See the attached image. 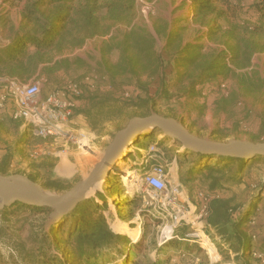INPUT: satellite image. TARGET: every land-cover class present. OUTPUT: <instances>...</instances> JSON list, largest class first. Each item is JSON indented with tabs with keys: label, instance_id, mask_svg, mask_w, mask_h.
Returning <instances> with one entry per match:
<instances>
[{
	"label": "rangeland",
	"instance_id": "374dc122",
	"mask_svg": "<svg viewBox=\"0 0 264 264\" xmlns=\"http://www.w3.org/2000/svg\"><path fill=\"white\" fill-rule=\"evenodd\" d=\"M30 1L32 0H0V44L8 42L11 28H20L24 23L23 13ZM108 2L109 0H97L96 15L105 32L87 38L82 45L66 46L61 52H51L50 59L42 64L37 73L27 78L26 82L41 79L43 95H46L53 88H62L70 81H81L87 75L96 74L98 85L93 92L99 95H110L111 91L108 90L110 87L107 82L111 76L108 74V68L114 66L121 57L117 44L132 28L141 27L147 29L157 39V47L164 59V68L159 75L152 77L145 74L143 76L146 89L139 87L136 79H126L129 85L125 87V90H130L132 97L126 99L120 93L117 97L120 100L119 104L145 100L149 108L125 105L112 115V119L103 118L104 116L99 118L96 129L88 125V120L84 115L75 114L79 125L94 134L91 151L81 152L71 142L68 143V150H65L64 139L58 138L55 141L53 137L44 139L35 136L30 127H25L22 121L14 119L12 116L14 105L9 100L6 108H0V165L6 158L9 160V171L5 175H22L30 179L33 177L36 179L35 182L41 184L42 187L43 183L50 179H65L74 185L78 180L87 177L94 166L103 159L108 145L113 141L117 132L126 127L131 118L152 113L173 117L179 120L183 127L200 137H211L212 129L220 125L228 133L227 139L252 140V137L258 136L261 138L258 141H264V32L259 35H252L250 32L240 33L243 39L241 40L242 46L244 43H251L255 49L251 55V61L241 66L237 64L240 60L235 62L231 58L226 59L228 70L223 76L224 86L221 84L220 91L230 98L231 102L223 105L224 107H213L211 102L214 95H212L207 102L208 105L204 107L199 100L183 96L182 92L188 88L189 79L186 77L182 81L179 80L183 68L171 61L169 50L165 48V39L157 34L155 26L168 21L169 29L180 34V41L183 44L201 42L204 43L207 51L231 54L233 51L231 45L238 43L231 40L227 33L229 23L219 19L214 26H219L215 28L217 33L211 36L208 23L193 19L190 0H135L133 10L127 12L122 9L115 10V14L118 15L116 19L112 18L108 10ZM252 18L255 19V17ZM45 67L47 68L44 69ZM0 76H5V74L0 73ZM83 87L86 88V86ZM2 91L3 88L0 87V94ZM104 111L107 109L105 108ZM156 136L163 138L159 132ZM166 144L169 146L166 156L171 159L176 157L179 176L191 199L195 200L196 189L208 186L205 181L207 173L197 176L195 182L188 181L186 174L193 166L192 164L200 162V157L188 153L178 155L177 152L182 151L180 143L167 140ZM138 145L141 144L138 143ZM132 146H129L127 152L117 159L108 174L97 182V185L100 183L99 187L89 197L93 199L90 206L95 202L98 203L100 206L97 208L106 217L110 228L119 234L122 240L126 238L125 244L103 251L101 264L121 262L124 255L129 252L132 258L140 261L141 264H151L153 261L151 254L156 250L157 253L160 252L167 256L178 252L180 247H192L187 242L176 240L159 248V227L151 220L147 209L144 210L145 196L142 190L135 189V187L130 190L125 187L128 184L121 183L123 186L121 194L116 196L113 191L114 184L115 187H120L117 183L120 172L124 173L132 169L134 164L139 165L142 162L141 153L143 151L141 148ZM64 154L65 156L62 157ZM62 159L69 160L74 165V172L70 175L62 174L58 170V163ZM252 169L253 173H249L248 168L243 170L244 176L250 180L258 174L259 184H264V164H254ZM224 184L222 192H226L227 195L231 194L235 204L248 203L250 206L254 203L249 202L254 191L247 183L226 184L224 182ZM43 188L58 193L66 191ZM100 193L105 196L106 206H104L105 201L100 197ZM133 196H138L139 207H135L131 213L128 211L130 209H126L127 206L120 202L124 201L123 198L131 200ZM258 202H260L259 206L253 209L257 217L255 228L252 229L244 224L243 233L249 236L252 230L257 231L264 246V197L259 198ZM94 206L93 204L92 207ZM141 210L145 211V216ZM119 219L129 226L140 227L141 234L137 242L125 230L116 228L120 232L118 233L112 228V221L115 220V225ZM72 221V217L66 220L63 226L66 230L60 233L61 241L57 242L54 235L50 236L56 222L50 217V213H31L18 206L7 215L0 213V264H79L77 260L73 261L69 254L72 246L63 242L68 239V230ZM185 230L186 228L181 230L182 234ZM235 242L237 241L234 239ZM136 243L139 245L136 246ZM194 252L199 258V264H206L207 256L204 252L198 249ZM161 258L165 257L161 256ZM174 258L178 262L169 261L165 264H182V262L179 263L182 259L180 256Z\"/></svg>",
	"mask_w": 264,
	"mask_h": 264
},
{
	"label": "trees",
	"instance_id": "16d2710c",
	"mask_svg": "<svg viewBox=\"0 0 264 264\" xmlns=\"http://www.w3.org/2000/svg\"><path fill=\"white\" fill-rule=\"evenodd\" d=\"M134 1L109 0L107 6L112 18H118V15L114 12L117 9H122L126 12L133 10L135 7ZM190 1L192 3L193 19L199 20L202 23H208L211 36L217 33L215 28H219L218 23L216 27L214 26L215 22L219 19L226 20L229 23L230 27L227 33L231 40L238 43L237 45L235 43L231 45V49L233 50L231 54L207 51L205 50L204 43L201 42L183 44L180 41V34L177 31L169 29L168 21L160 25L157 24L155 29L160 37H164L165 48L169 50L171 61H174L177 66L183 68L179 80L182 81L186 77L189 79L188 88L182 92L183 96L195 98L206 107L209 98L214 95L211 102L213 107H224L223 105H228L231 102L230 98H227L220 91L223 76L226 75L228 70V61L226 59L231 58L235 62L236 60H240L237 64L241 66L250 63L251 55L255 49L251 43H244V49H242L241 40L243 39L240 37V33L250 32L252 35H259L264 32V0ZM97 8V0L30 1L23 13L24 23L20 28H11L8 42L0 44V73L26 81L27 78L33 76L41 69L42 64L50 59L49 54L51 52H61L66 46L82 45L87 38L100 32H105L101 28L100 20L96 15ZM252 17H255V19ZM157 45V39L147 29L141 27L132 28L117 44L121 52L119 61L114 66H109L108 68V74L111 77L108 79L107 85L110 86V89L106 87L107 85L105 88L110 90L111 94H95L93 92L95 89H90L87 86L85 88L82 85V95L76 98L77 108L75 109V114L84 115L88 120V125L96 129V123L99 118L104 116L103 118L112 119V115L116 111H120L125 105L149 108V104L145 100L119 104L120 100L117 95L120 93L124 98L125 87L129 85L127 80L131 78L136 79L137 85L142 89H146L147 86L143 82V76L146 74L153 77L162 72L164 59ZM203 92H205L204 96H202ZM105 108L107 111H104ZM157 132L161 133L163 138L156 136ZM211 137L215 140L223 141L228 138V133L218 125L212 129ZM167 140L173 142L172 139L164 136L162 131L152 129L141 133L132 147L146 149L151 143L157 142L166 150H169V146L166 144ZM252 140L258 141L261 138L254 136ZM138 143L141 145H138ZM181 153L200 157V162L195 165L192 164L193 166L187 172L186 178L188 181L195 182L197 176L203 175L206 172L205 181L208 186L204 188L205 190L222 192V185H225V182L226 184L247 183L250 187L253 183H256L264 191V184H259L258 174L257 177L249 180L243 173V170L247 168L249 173L252 172L254 164H264V157L262 156L244 158L203 155L188 150L177 152L178 155H182ZM8 163L9 160L6 158L0 165V173H8ZM113 177L111 178L112 182ZM31 180L35 181L36 179L31 177ZM117 183L120 187H115L113 183V188H115L113 191L116 196H119L123 186L119 178ZM72 186L65 179H50L43 183V187L58 191L67 190ZM100 197L105 201L103 194L100 193ZM137 197L133 196L131 200L123 198L124 201L120 203L127 206L126 209H130L128 211L133 213V209L139 207ZM259 198L262 199L261 196L257 195L253 200H250V203L254 202L250 206L248 203L235 204L234 198H231V194L227 195L226 192H222L220 198H215L210 203L209 226L216 233L220 234L235 252L243 250L242 256L237 257L238 261L243 259V264H250L249 252L252 246L251 238L248 234L243 233L244 221L249 215L254 213V207L259 206L261 202H258ZM92 201V198L86 199L73 212L60 221H56L54 224L55 228L51 230L50 234V236L54 235L55 241L60 242V233L66 230L63 227L66 220L71 217L73 218L68 230V239L63 242L72 246L69 254L72 256L73 261L77 260L79 264H101V254L104 250L117 248V246L126 243V238L122 240L121 236L110 228L104 214L99 212L97 207L100 205L95 202L93 203L94 207H92L93 204L90 206ZM106 205L107 202L105 201L104 206ZM16 206L24 208L31 213L49 214L52 212V209L48 207L15 203L0 210V213L7 215ZM238 209L242 211L239 218H236L234 214H236ZM141 211L145 216V211ZM114 221L111 223L112 228L120 233L114 227ZM234 239L237 242L234 243ZM174 241L176 240L171 241V243ZM260 241L263 246L262 239ZM135 245L138 246L139 244L136 243ZM168 261L169 258H166L164 261H152L151 264H165ZM114 264L141 263L133 259L129 252L124 255L121 262Z\"/></svg>",
	"mask_w": 264,
	"mask_h": 264
},
{
	"label": "built area",
	"instance_id": "2783aa9c",
	"mask_svg": "<svg viewBox=\"0 0 264 264\" xmlns=\"http://www.w3.org/2000/svg\"><path fill=\"white\" fill-rule=\"evenodd\" d=\"M82 84L95 89L98 85V75L90 74L81 81H70L62 88L51 89L46 95H43L41 79L26 82L16 77L0 76V87L3 88L0 94V108H6L7 102L11 100L14 105V119L22 121L25 127H30L35 136L44 139L53 137L55 141L61 138L66 142L65 150H68V143L71 142L77 150L88 152L93 148V137H88L90 132L80 126L75 117L76 98L82 95ZM131 96V91L124 92L126 99ZM141 151V164H134L132 169L120 172V182L128 184L125 187L130 190L134 187L142 190L145 196L144 210L147 209L149 217L159 227V248L173 240L192 245L187 248L180 247L178 252L167 256L157 253L156 250L151 254L152 260L164 261L169 258V261L174 263L178 262L174 257L180 256L182 259L179 263L199 264V258L194 252L198 249L207 256L206 264H243L237 258L242 256L243 250L235 252L208 224L210 203L213 199L220 198L222 192L199 188L195 192L196 199L192 200L179 176L176 157H167L168 150L157 142L151 143ZM258 187L256 183L251 185L254 192L250 200L257 195L264 197V191H260ZM241 211L238 209L234 214L236 218H239ZM256 222L257 217L253 213L246 218L244 224L253 229ZM184 228L186 230L182 234L181 230ZM249 237L252 243L249 252L250 264H264V247L259 233L252 230Z\"/></svg>",
	"mask_w": 264,
	"mask_h": 264
},
{
	"label": "water",
	"instance_id": "95a60500",
	"mask_svg": "<svg viewBox=\"0 0 264 264\" xmlns=\"http://www.w3.org/2000/svg\"><path fill=\"white\" fill-rule=\"evenodd\" d=\"M160 130L163 135L180 143L183 150L203 155L252 158L264 157V141L229 138L226 141L200 137L183 127L182 123L158 113L131 118L126 127L119 130L108 145L103 159L94 166L87 177L78 180L62 193L49 191L41 184L22 175L0 173V210L15 203L52 209L50 217L55 221L73 212L77 206L91 197V191L114 166L117 159L127 152L138 136L147 130Z\"/></svg>",
	"mask_w": 264,
	"mask_h": 264
},
{
	"label": "bare ground",
	"instance_id": "6f19581e",
	"mask_svg": "<svg viewBox=\"0 0 264 264\" xmlns=\"http://www.w3.org/2000/svg\"><path fill=\"white\" fill-rule=\"evenodd\" d=\"M93 136H94V134L89 133L88 137H93ZM63 156H65V154L62 155V157ZM62 160L63 161H61L59 166H58V170L62 174L70 175L71 173H73L74 172V165L72 163H70L69 160H66V159H62ZM99 184L100 183H98V185L96 184V187L93 188V190L91 191V195L94 194V191L96 190L97 187H99ZM114 226L117 229L125 230L127 233L131 234L134 237L135 241L139 240V237H140V234H141V229H140L139 226H137V225L129 226V225L123 223L121 219L116 221Z\"/></svg>",
	"mask_w": 264,
	"mask_h": 264
},
{
	"label": "crops",
	"instance_id": "0c3cea01",
	"mask_svg": "<svg viewBox=\"0 0 264 264\" xmlns=\"http://www.w3.org/2000/svg\"><path fill=\"white\" fill-rule=\"evenodd\" d=\"M63 161V160H62ZM60 163H58V166H59ZM260 204V203H259Z\"/></svg>",
	"mask_w": 264,
	"mask_h": 264
}]
</instances>
